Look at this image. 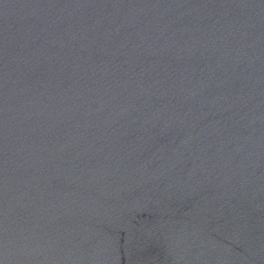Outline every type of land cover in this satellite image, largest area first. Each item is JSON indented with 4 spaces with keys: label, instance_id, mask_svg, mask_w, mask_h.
Returning a JSON list of instances; mask_svg holds the SVG:
<instances>
[{
    "label": "water",
    "instance_id": "water-1",
    "mask_svg": "<svg viewBox=\"0 0 264 264\" xmlns=\"http://www.w3.org/2000/svg\"><path fill=\"white\" fill-rule=\"evenodd\" d=\"M0 264H264V0H0Z\"/></svg>",
    "mask_w": 264,
    "mask_h": 264
}]
</instances>
